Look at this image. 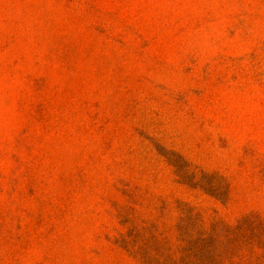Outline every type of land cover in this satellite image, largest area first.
Returning a JSON list of instances; mask_svg holds the SVG:
<instances>
[{"label":"rangeland","instance_id":"374dc122","mask_svg":"<svg viewBox=\"0 0 264 264\" xmlns=\"http://www.w3.org/2000/svg\"><path fill=\"white\" fill-rule=\"evenodd\" d=\"M0 264H264V0H0Z\"/></svg>","mask_w":264,"mask_h":264}]
</instances>
